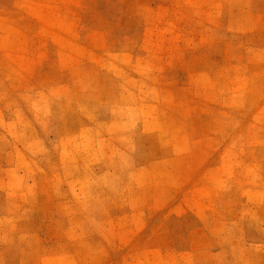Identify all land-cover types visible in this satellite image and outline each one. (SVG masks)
I'll return each mask as SVG.
<instances>
[{
    "label": "rangeland",
    "instance_id": "obj_1",
    "mask_svg": "<svg viewBox=\"0 0 264 264\" xmlns=\"http://www.w3.org/2000/svg\"><path fill=\"white\" fill-rule=\"evenodd\" d=\"M0 264H264V0H0Z\"/></svg>",
    "mask_w": 264,
    "mask_h": 264
}]
</instances>
